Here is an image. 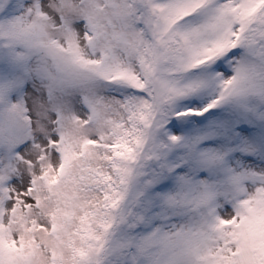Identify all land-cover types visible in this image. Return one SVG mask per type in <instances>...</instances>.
<instances>
[{
    "label": "snow or ice",
    "instance_id": "obj_1",
    "mask_svg": "<svg viewBox=\"0 0 264 264\" xmlns=\"http://www.w3.org/2000/svg\"><path fill=\"white\" fill-rule=\"evenodd\" d=\"M0 264H264V0H0Z\"/></svg>",
    "mask_w": 264,
    "mask_h": 264
}]
</instances>
